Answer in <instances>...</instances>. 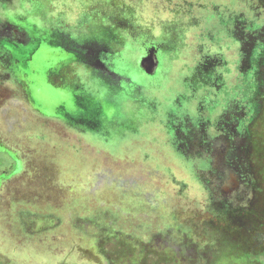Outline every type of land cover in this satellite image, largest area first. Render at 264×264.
Returning <instances> with one entry per match:
<instances>
[{"label":"rangeland","instance_id":"obj_1","mask_svg":"<svg viewBox=\"0 0 264 264\" xmlns=\"http://www.w3.org/2000/svg\"><path fill=\"white\" fill-rule=\"evenodd\" d=\"M0 264H264V0H0Z\"/></svg>","mask_w":264,"mask_h":264}]
</instances>
